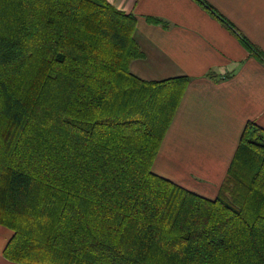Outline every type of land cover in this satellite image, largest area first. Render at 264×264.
Segmentation results:
<instances>
[{
    "label": "trees",
    "instance_id": "1",
    "mask_svg": "<svg viewBox=\"0 0 264 264\" xmlns=\"http://www.w3.org/2000/svg\"><path fill=\"white\" fill-rule=\"evenodd\" d=\"M135 31L108 0H0V224L14 232L4 256L264 264V128L247 123L215 199L154 172L192 78L135 75Z\"/></svg>",
    "mask_w": 264,
    "mask_h": 264
},
{
    "label": "crops",
    "instance_id": "2",
    "mask_svg": "<svg viewBox=\"0 0 264 264\" xmlns=\"http://www.w3.org/2000/svg\"><path fill=\"white\" fill-rule=\"evenodd\" d=\"M108 0L136 17L144 57L131 71L146 80L192 78L153 171L206 197L218 195L248 122L264 128V0ZM150 18L160 20L159 23ZM13 230L0 224V264Z\"/></svg>",
    "mask_w": 264,
    "mask_h": 264
},
{
    "label": "rangeland",
    "instance_id": "3",
    "mask_svg": "<svg viewBox=\"0 0 264 264\" xmlns=\"http://www.w3.org/2000/svg\"><path fill=\"white\" fill-rule=\"evenodd\" d=\"M220 189V188H219ZM225 194L229 197V198H231L232 197V194L230 195V193H228V192H225ZM217 196H215V197H209L210 199H215Z\"/></svg>",
    "mask_w": 264,
    "mask_h": 264
}]
</instances>
